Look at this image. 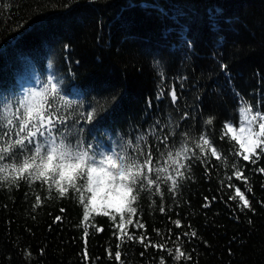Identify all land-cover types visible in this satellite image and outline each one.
I'll use <instances>...</instances> for the list:
<instances>
[{
  "label": "trees",
  "instance_id": "obj_1",
  "mask_svg": "<svg viewBox=\"0 0 264 264\" xmlns=\"http://www.w3.org/2000/svg\"><path fill=\"white\" fill-rule=\"evenodd\" d=\"M50 74L73 101L79 124L70 119L68 126L83 128L94 144L147 136L160 146L157 136L176 125L193 136L214 134L229 165L238 163L248 177L247 186L235 177L231 183L251 209L229 199L232 170L215 158L193 160L176 193L163 187V201L141 193L128 233L173 250L180 244L191 259L175 261L166 249L121 244L108 216L85 221L75 192L61 198L53 189L49 197L39 182L21 181L0 186V264H120L117 244L123 264H160L161 256L165 264H264V173L256 171L264 157L244 161L234 156L235 142L220 139L226 122L239 125L241 98L264 110V0H0V98L41 87ZM92 108L103 117L99 124L81 116ZM209 117L212 125L204 123Z\"/></svg>",
  "mask_w": 264,
  "mask_h": 264
},
{
  "label": "snow or ice",
  "instance_id": "obj_2",
  "mask_svg": "<svg viewBox=\"0 0 264 264\" xmlns=\"http://www.w3.org/2000/svg\"><path fill=\"white\" fill-rule=\"evenodd\" d=\"M169 95L175 104L178 96L174 87ZM72 108L73 101L61 93L60 83L51 74L41 87L23 90L14 97L0 98V186H19L21 181L29 185L39 182L42 189L46 187L49 197L53 189L61 198L70 191L75 192L83 207L85 221L93 213L108 216L119 230L121 244L125 240H136L145 249L149 246L166 249L175 261L191 259L180 244L173 250L164 242L153 244L144 233L139 236L128 233V226L133 225V217L138 215L141 193L159 195L163 201V187L167 186L169 193H176L181 182L189 178L193 160L207 163L215 158L232 170L226 177L228 186L235 189L229 199H238L241 210L251 209L245 192L231 183L235 177L247 186L248 177L238 163L229 165L228 157L215 143L214 134L205 131L193 136L190 131L178 132L176 125L162 137L157 136L160 146L149 144L147 136H138L135 140L121 139L105 148L87 140L83 128L73 131L68 126L70 119L73 125L79 124L72 115ZM238 112L239 128L234 127V120L226 122L220 139L228 136L235 142L234 146L238 145L235 157L257 164L264 157V110L259 104L254 106L241 98ZM81 116L88 124L94 121L99 124L103 119L96 108L86 115L81 113ZM186 116L187 113L182 114L181 119ZM213 122L214 117H209L204 123L212 125ZM87 131L91 134L92 129ZM177 136L178 140L175 139ZM256 171L264 173V167H258ZM246 191L251 192L250 186ZM41 202L37 193L35 206H40ZM159 211L165 212L163 203ZM172 223L181 227L180 219ZM135 227L142 229L145 225L136 220ZM155 231L157 236L161 235L159 229ZM84 234L88 235L87 226ZM184 235L196 236L197 233L185 232ZM121 244L116 245L114 259L123 264ZM109 256H112L110 250ZM160 264H165L163 256Z\"/></svg>",
  "mask_w": 264,
  "mask_h": 264
},
{
  "label": "rangeland",
  "instance_id": "obj_3",
  "mask_svg": "<svg viewBox=\"0 0 264 264\" xmlns=\"http://www.w3.org/2000/svg\"><path fill=\"white\" fill-rule=\"evenodd\" d=\"M23 90H26V88H22L20 92H22ZM234 127H236L237 129L239 128V125H234ZM103 193H101L102 195Z\"/></svg>",
  "mask_w": 264,
  "mask_h": 264
}]
</instances>
